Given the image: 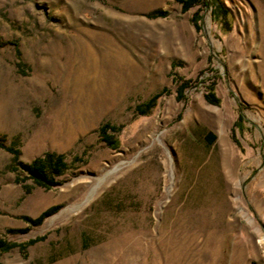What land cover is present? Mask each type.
Returning a JSON list of instances; mask_svg holds the SVG:
<instances>
[{
    "label": "rangeland",
    "instance_id": "1",
    "mask_svg": "<svg viewBox=\"0 0 264 264\" xmlns=\"http://www.w3.org/2000/svg\"><path fill=\"white\" fill-rule=\"evenodd\" d=\"M219 1L0 0V264H264V0Z\"/></svg>",
    "mask_w": 264,
    "mask_h": 264
},
{
    "label": "trees",
    "instance_id": "2",
    "mask_svg": "<svg viewBox=\"0 0 264 264\" xmlns=\"http://www.w3.org/2000/svg\"><path fill=\"white\" fill-rule=\"evenodd\" d=\"M213 2V0H210V2ZM217 1L213 6V12H212V20L214 23L219 24L222 28H226V26L231 27V16L228 10H226L221 2L219 0ZM179 2L183 9L185 11L189 10L195 5H208L207 0H177ZM152 17L157 16H166L165 13H155L151 15ZM192 23L197 31L201 30V25L199 21H197V18L195 17L192 20ZM182 87L180 89V95L183 91ZM158 97H154L152 100H150L146 104V109H151L153 105L157 102ZM206 100L210 104H218L219 100L217 99L214 89L210 88L208 93L206 94ZM141 109V108H140ZM142 110V109H141ZM143 113L145 111H142ZM111 131H116V129L109 125L105 124L103 125L99 132L102 137V139L112 148H116L118 141H116L113 136L110 135ZM211 140H215V137L211 135ZM0 149H5L4 146L0 143ZM11 153L14 154V162L18 160V151H16L13 148L8 149ZM68 165L65 160V156L63 155H57L52 153H47L44 156L35 159L30 165L23 166L22 170L23 173L27 176L28 180H31L35 186L45 189H51L54 186L58 185V182L56 181V178L62 177L67 170ZM46 216V215H44ZM38 223L41 222V219L37 221ZM14 245L6 244L3 241L0 240V252H7L9 251Z\"/></svg>",
    "mask_w": 264,
    "mask_h": 264
}]
</instances>
